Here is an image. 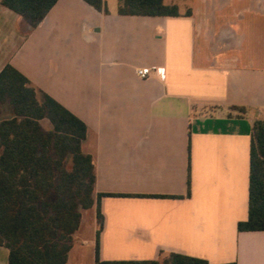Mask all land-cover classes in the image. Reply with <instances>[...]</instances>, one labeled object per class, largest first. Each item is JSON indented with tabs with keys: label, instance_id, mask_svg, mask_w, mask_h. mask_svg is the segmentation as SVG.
Wrapping results in <instances>:
<instances>
[{
	"label": "crops",
	"instance_id": "obj_1",
	"mask_svg": "<svg viewBox=\"0 0 264 264\" xmlns=\"http://www.w3.org/2000/svg\"><path fill=\"white\" fill-rule=\"evenodd\" d=\"M2 1L0 73L12 65L86 124L95 198L111 195L99 239L95 205L67 264H97V243L101 262L177 253L264 264V230H238L249 216L253 123L264 120V0H164L177 17L59 0L34 29ZM144 67L165 76L142 79ZM13 116L1 105V120ZM0 264H9L2 246Z\"/></svg>",
	"mask_w": 264,
	"mask_h": 264
},
{
	"label": "trees",
	"instance_id": "obj_2",
	"mask_svg": "<svg viewBox=\"0 0 264 264\" xmlns=\"http://www.w3.org/2000/svg\"><path fill=\"white\" fill-rule=\"evenodd\" d=\"M59 0H3L2 4L36 28ZM109 14L104 0H84ZM122 16L177 17L178 6L164 0H118ZM191 12H187L190 15ZM14 116L1 120V105ZM244 116L247 109L233 107ZM50 122L47 131L42 121ZM86 124L12 65L0 73V246L9 250V264H67L82 222L81 210L98 207V239L104 227L101 198H95L96 169L85 154ZM71 160V167L67 162ZM191 180L189 177V195ZM240 232L264 230V120L252 128L249 216ZM97 264H209L177 253L159 260ZM225 264H237L225 263Z\"/></svg>",
	"mask_w": 264,
	"mask_h": 264
},
{
	"label": "rangeland",
	"instance_id": "obj_3",
	"mask_svg": "<svg viewBox=\"0 0 264 264\" xmlns=\"http://www.w3.org/2000/svg\"><path fill=\"white\" fill-rule=\"evenodd\" d=\"M46 123H49V122L46 121ZM67 165L69 167H71V160H69L67 162ZM81 212H82V217H83V226H82L81 232H79V233L81 236L87 238L91 234L90 233L91 232L90 226L92 225V222H94L95 218H96L95 211L92 210V208H91L89 210H81ZM74 242H75V239H74Z\"/></svg>",
	"mask_w": 264,
	"mask_h": 264
},
{
	"label": "built area",
	"instance_id": "obj_4",
	"mask_svg": "<svg viewBox=\"0 0 264 264\" xmlns=\"http://www.w3.org/2000/svg\"><path fill=\"white\" fill-rule=\"evenodd\" d=\"M137 74L142 79H148L153 75L165 76V69L163 67H144L139 69Z\"/></svg>",
	"mask_w": 264,
	"mask_h": 264
}]
</instances>
